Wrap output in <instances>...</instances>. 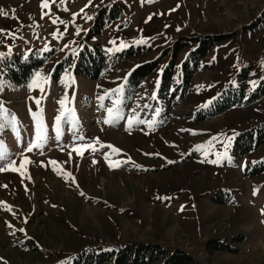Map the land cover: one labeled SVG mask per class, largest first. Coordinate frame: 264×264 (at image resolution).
I'll use <instances>...</instances> for the list:
<instances>
[{"label": "rangeland", "instance_id": "obj_1", "mask_svg": "<svg viewBox=\"0 0 264 264\" xmlns=\"http://www.w3.org/2000/svg\"><path fill=\"white\" fill-rule=\"evenodd\" d=\"M87 3L0 0V62L51 54L41 84L15 92L0 84V264H74L82 250L137 242L182 251L197 264H264V173L243 175L264 157V145L240 158L230 151L239 133L264 123V96L218 114L241 73L244 99L264 81V0ZM97 20L98 33L84 41ZM209 35L226 39L192 73L184 101L164 105L156 91L173 44L185 46L175 54L170 87L178 97L181 63L194 40ZM85 42L109 56L131 47L137 53L96 82L70 67L49 76ZM156 59L157 68L125 97L132 69ZM218 194L227 203H216ZM210 239L233 253H209Z\"/></svg>", "mask_w": 264, "mask_h": 264}, {"label": "trees", "instance_id": "obj_2", "mask_svg": "<svg viewBox=\"0 0 264 264\" xmlns=\"http://www.w3.org/2000/svg\"><path fill=\"white\" fill-rule=\"evenodd\" d=\"M103 12L104 8L100 10L99 16L103 14ZM117 13L120 14L119 9H117ZM109 18H111V16H109ZM101 26V21H95L93 26L88 29L84 41L87 42L93 35L97 34ZM225 39L224 36L209 35L201 37L199 40H194L198 41L197 47L189 52L186 59L181 63L180 92L178 97H176V94H178L177 87L171 91L170 87L174 80L175 54L185 46L180 42L173 44L172 59L162 70L156 91L157 97L164 105L175 107L184 101L185 92L189 86L192 73H195L198 69L200 62L209 53L210 48ZM135 53H137V49L133 51L131 47L126 51L109 56L98 44L88 46L86 43L81 46L73 60L72 56L69 55L55 65L49 76L53 79H57L62 70L70 67L72 75L96 82L108 74L117 63L124 61ZM50 55L40 56L32 51L28 56L16 54L11 59L6 58L2 60L0 62V84L14 92L23 89L30 83H35L37 85L41 84V81H46L47 79L44 74V67ZM158 63L159 59H156L155 61L142 63L134 67L125 81L123 95L126 97L128 94L135 92L145 79L157 68ZM37 73H40L39 77L36 76ZM246 75V72L241 73L238 76V87L234 90L227 91V104L218 114L234 105H250L264 96V81H261L259 85L254 88L253 93L249 95L248 98L244 99V94L247 92V86L244 82L247 78ZM215 114L216 113H211L208 117H212ZM263 145L264 123H259L239 133L230 151L234 157L240 158L257 151ZM243 173L246 177H254L264 173V157L251 168L245 167ZM213 200L216 203H227L226 199L220 194ZM240 238L241 237H235L233 243H241V240H239ZM205 249L209 253L213 251L233 253L229 244L221 242L218 239H210L206 243ZM153 262H161L160 264H197L190 255L182 251H173L168 254L159 244L142 242L128 244L114 250H106L100 247L82 250L74 260V264H151Z\"/></svg>", "mask_w": 264, "mask_h": 264}, {"label": "snow or ice", "instance_id": "obj_3", "mask_svg": "<svg viewBox=\"0 0 264 264\" xmlns=\"http://www.w3.org/2000/svg\"><path fill=\"white\" fill-rule=\"evenodd\" d=\"M42 2H43V0H42ZM90 3H91V0H88V3L85 5V7H87ZM81 11H83V9H81ZM53 35L55 36L56 33H53ZM36 76L39 77V76H40V73H37ZM99 99H102V97H100ZM37 103H38V101H37ZM57 103L61 106V108H60V111H61V112L67 110V109H66V98H61L59 101H57ZM2 108H3V106L0 105V110H2ZM108 112H109V113H112V112H113V109L109 108V109H108ZM55 120H56L57 122H59V121L61 120V115H59V114L56 115V116H55ZM105 123H110V121L106 119V120H105ZM56 131H57V135H59V129H58V128L56 129ZM38 140H39V142H37V141L34 140V141L32 142V144H29V146H28L29 150H31V148L33 147V145H34L35 147L39 148V147L41 146V144H43V143L46 142V140H47V136H46V135H44V136H39V137H38ZM81 147H88V146H87V145H82ZM108 147H112V146H111V145H108ZM105 158L107 159V157H105ZM213 162H214V163H218L219 160H217V161H213ZM110 166H112V165H110ZM137 167H140V166L138 165ZM254 194H255V190H254ZM262 214H264V210H262ZM20 231H24V230H23V229H20Z\"/></svg>", "mask_w": 264, "mask_h": 264}]
</instances>
